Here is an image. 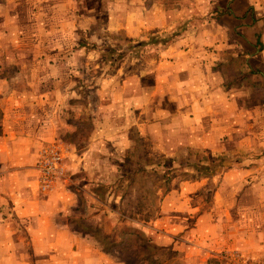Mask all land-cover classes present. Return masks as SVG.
Listing matches in <instances>:
<instances>
[{
	"label": "rangeland",
	"instance_id": "374dc122",
	"mask_svg": "<svg viewBox=\"0 0 264 264\" xmlns=\"http://www.w3.org/2000/svg\"><path fill=\"white\" fill-rule=\"evenodd\" d=\"M241 2L238 7L242 5L243 18L235 14L233 19L226 17L227 54L222 60L214 58L221 67V89L225 91L222 98H229L226 91L235 94L234 89H237V99L242 100L243 105L241 108L234 102L238 108L235 113L229 110L224 115L232 125H238L242 135L237 138V145L231 146L232 153L227 155L213 154L207 149L195 150L189 146L188 137H175L187 123L179 124L180 114L173 103L155 96L151 89L152 73L144 82L151 105H134L125 112L114 109L115 112H110L116 114L115 118L106 120L109 104L98 99L97 82H100L99 96L103 93L105 99H111L113 88L110 85L109 89H102L103 81L114 77L122 83L137 75L141 67L139 52L144 49L141 43L131 45L121 34L110 38L101 34L100 41L84 43L89 51L82 68L75 69L73 65L77 60L71 61L72 56H68V60L57 59L73 64L76 72L70 73L69 79L75 80L78 96H85L86 101L83 106L79 105L80 119L75 123L78 129L70 140L81 149L87 147L86 144L89 147L91 133L98 125L103 136L102 152L88 150L91 153L82 158L84 161L80 164L91 162L92 165L67 171L69 148L55 137L39 148L33 170H24L25 175L36 179L38 194H52L61 185L64 191L78 195L72 212L61 222L80 232L79 236L93 240L115 264H264V56L261 55L264 0ZM218 9L211 6L205 8V12L211 19L219 20ZM240 19L244 26L242 31L237 29L236 37L233 26L239 25ZM189 29L191 31V26ZM206 43L210 51L219 47V42L214 40L211 45ZM251 54L256 55L253 60ZM146 59L150 62L152 58ZM5 69L0 71V76H11L12 70ZM54 76L52 80L58 81L57 74ZM131 86L132 92L135 91L134 83ZM257 101L258 107L254 108ZM186 103L180 104L179 109ZM158 107L168 116L161 126L162 134L158 136L157 130L147 126V132L144 131L147 136L141 135L140 130L147 123L154 124L159 119ZM174 116L175 119H171ZM123 131L130 141L127 145ZM51 147L59 153L57 171L51 184L42 189L40 159L42 152ZM240 169L243 171H238ZM230 172L244 177L238 183L239 190L235 183H226L224 177ZM0 197V222L7 219L16 222L11 216L13 201L5 192L0 193ZM237 208H243V217L237 213ZM256 251L259 255H255ZM24 252L30 256L29 249Z\"/></svg>",
	"mask_w": 264,
	"mask_h": 264
},
{
	"label": "crops",
	"instance_id": "0c3cea01",
	"mask_svg": "<svg viewBox=\"0 0 264 264\" xmlns=\"http://www.w3.org/2000/svg\"><path fill=\"white\" fill-rule=\"evenodd\" d=\"M216 2L0 0V71L6 70V67L12 70L11 76H0V193H7L13 201L11 216L17 220L14 223L8 219L0 222V264H115L93 240L79 236L80 232L61 222L72 212L78 195L64 191L61 185L52 194H38L36 179L27 178L24 171L35 166L39 148L55 137L69 148L67 171L79 166L83 169L90 167L91 162L80 164L84 161L82 158L91 153L88 150L102 152L100 143L103 136L98 125L91 133L89 147L86 144L87 147L81 149L70 140L78 129L75 123L80 119L79 107L86 101L85 96H78L75 80L69 79L70 73L76 72L73 66L77 70L84 65L85 54L89 51L87 43L86 47L84 43L100 41L101 34L109 38L121 34L129 44L139 42L144 48L139 52L141 67L137 75L122 83L114 77L103 81L102 89H109L110 85L113 88L111 99H105L103 93L102 97L99 96L101 89L99 80L97 82L98 99L109 104V112L105 113L108 122L116 116L114 109L125 112L134 105H151L147 101L144 82L152 73L154 84L151 89L155 96L158 99L165 97L166 101L173 103L175 111L180 114L177 117L179 124L187 123L174 134L175 137H188L189 146L195 150L207 149L213 154L224 155L232 153L231 146L237 145V138L242 136L241 129L236 123L232 125L224 115L229 110H236L234 102L241 108L243 105L242 100L237 99V89H234L235 94L226 91L229 98H222L225 91L221 89V67L214 62V58L222 60L227 54L226 17L233 19L235 14L243 18L244 14L242 5L238 7L241 0ZM234 4L237 6L234 7ZM211 6L219 8V20L211 19L205 12V8ZM228 7L234 8L229 10ZM239 21V25L236 23L233 26L235 35L237 29L243 30V20ZM239 36L242 38L241 32ZM213 40L219 42L216 51L206 49V42L211 45ZM222 40L225 45H222ZM261 55L264 56V50ZM68 56H72L71 61L75 58L77 64L64 62ZM60 57L65 60L58 62ZM254 57L256 55L251 54L252 60ZM146 58L152 59L149 62L150 59ZM54 74H57L58 81L52 80ZM132 83L136 86L133 92ZM257 83L255 80L258 90ZM185 101L186 105L179 109ZM255 104L254 108L259 102ZM225 105L230 108H224ZM158 109L161 112L159 119L154 124H142L141 135L147 136L144 134L147 126L157 130L158 136L162 134L161 126L168 116H165L163 108ZM126 136L123 131L122 137L127 145L130 141ZM237 172L236 176L230 172L224 178L226 183H235L236 190H239L238 183L244 177ZM179 197H184V194ZM237 198L238 194L236 201ZM237 213L243 217V208H237ZM25 249L31 251L30 256L25 254ZM255 255L259 252L256 251Z\"/></svg>",
	"mask_w": 264,
	"mask_h": 264
},
{
	"label": "built area",
	"instance_id": "2783aa9c",
	"mask_svg": "<svg viewBox=\"0 0 264 264\" xmlns=\"http://www.w3.org/2000/svg\"><path fill=\"white\" fill-rule=\"evenodd\" d=\"M40 159L41 177L40 186L46 189L52 182L53 175L57 171L59 153L55 147L48 148L42 152Z\"/></svg>",
	"mask_w": 264,
	"mask_h": 264
}]
</instances>
